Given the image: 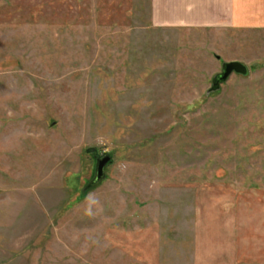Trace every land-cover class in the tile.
<instances>
[{"label":"rangeland","instance_id":"1","mask_svg":"<svg viewBox=\"0 0 264 264\" xmlns=\"http://www.w3.org/2000/svg\"><path fill=\"white\" fill-rule=\"evenodd\" d=\"M256 2L175 24L152 0H0V264H264ZM229 61L247 75L211 91Z\"/></svg>","mask_w":264,"mask_h":264},{"label":"crops","instance_id":"2","mask_svg":"<svg viewBox=\"0 0 264 264\" xmlns=\"http://www.w3.org/2000/svg\"><path fill=\"white\" fill-rule=\"evenodd\" d=\"M157 23H233L235 7L249 0H152ZM256 22L264 27V0H257Z\"/></svg>","mask_w":264,"mask_h":264},{"label":"water","instance_id":"3","mask_svg":"<svg viewBox=\"0 0 264 264\" xmlns=\"http://www.w3.org/2000/svg\"><path fill=\"white\" fill-rule=\"evenodd\" d=\"M248 73L247 67L239 61H229L222 64L221 72L214 76L210 90L215 91L220 85L224 84L233 74L246 76ZM111 160L110 156H105L98 159L96 175L91 182V187L98 184L104 177V168Z\"/></svg>","mask_w":264,"mask_h":264}]
</instances>
